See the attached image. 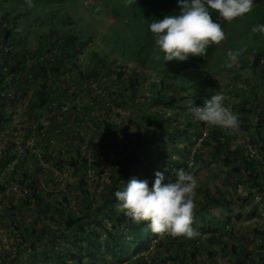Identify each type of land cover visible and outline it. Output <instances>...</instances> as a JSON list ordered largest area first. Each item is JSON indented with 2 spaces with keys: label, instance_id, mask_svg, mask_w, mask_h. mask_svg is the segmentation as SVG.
<instances>
[{
  "label": "trees",
  "instance_id": "trees-1",
  "mask_svg": "<svg viewBox=\"0 0 264 264\" xmlns=\"http://www.w3.org/2000/svg\"><path fill=\"white\" fill-rule=\"evenodd\" d=\"M254 4L249 14L232 22L212 12L225 39L209 46L205 57L166 63L162 56L156 59L158 49L149 25L178 14V0H131L128 4L125 0H0V42L19 43L24 34L38 40L35 53L31 49L6 53L7 73L4 59L0 60V90L10 86L6 78L12 72L18 73L19 84L35 88L32 97L29 89L21 92V100L30 98L29 116L50 100L71 102L60 122L48 131L38 130L34 150L26 147L20 155L18 129L1 100L0 134L9 133L0 140V224L10 225L21 241L16 253L0 246V264L21 262L27 250L32 259L39 255L41 264H154L152 254L161 249L166 255L159 261L162 264H200L196 259L202 246L200 235L154 234L117 208L114 193L132 178L148 180L151 187L157 171L164 172L167 183L176 179L178 169L193 172L200 164L214 162L228 169L226 179L214 186V192L199 183L193 227L199 234H211L212 247L224 242L216 227L222 210L232 213L233 207L243 209L252 202L251 194L244 197L232 187L250 186L264 194L260 182L264 181V35L251 31L256 24H264V0H254ZM104 10L105 27L98 29L99 22L93 19ZM229 50L239 53L232 67L226 66ZM12 54L17 58L12 59ZM30 54L36 61L26 68ZM224 70L230 77L224 103L238 114L236 129L198 122L190 111L214 95L212 73ZM93 81L101 94L90 87ZM141 89L147 94H141ZM121 106H131V113L136 114L133 132L123 122L117 125L109 119ZM114 126L120 131L116 136ZM31 137V129H25L23 146ZM251 146L258 154H252ZM116 147L122 148L125 158L114 163L111 156ZM109 162L112 173L102 186ZM66 164L79 180L68 190L61 173L55 172V168L63 172ZM74 190L82 207L76 213L70 211L67 197ZM33 208L38 214L27 221L25 212ZM257 214L254 208L251 217ZM41 215L53 224L42 223ZM243 216L237 214L236 221ZM226 222H231L230 217ZM255 230L263 239L262 249L253 252L232 245L235 264H253L256 257L264 264V225L259 222ZM223 246L225 251L227 242ZM208 257L202 264H215L216 250L209 251Z\"/></svg>",
  "mask_w": 264,
  "mask_h": 264
},
{
  "label": "clouds",
  "instance_id": "clouds-1",
  "mask_svg": "<svg viewBox=\"0 0 264 264\" xmlns=\"http://www.w3.org/2000/svg\"><path fill=\"white\" fill-rule=\"evenodd\" d=\"M130 2L131 0H125V4ZM178 6V14L155 19L149 25L158 49L156 59L159 60L162 56L166 63L187 62L193 57H205L209 46L220 44L225 39L222 25L216 22L212 12L218 13L220 19L232 22L249 14L255 4L254 0H178ZM251 31L264 35V24H256ZM3 43L10 45L12 52H20L18 43L12 42L11 45L3 41L0 45ZM35 49L32 48L31 52L35 53ZM12 55L17 58V55ZM227 55L226 66L232 67L238 60L239 53L229 50ZM29 56L36 61L35 56ZM10 86L22 92L19 81ZM21 102L22 100L14 104H19V107ZM224 102V95L217 93L204 100L202 105L191 108V115L194 120L209 126L236 129L239 126L238 114L225 106ZM252 149L258 154L255 147L251 146L250 150ZM165 180V174L161 171L155 173L151 187L148 180L130 179L122 190L114 193L118 201L117 208L133 223H143L154 234L173 238L198 236V230L193 227L196 208L194 197L199 186L197 177L190 171L178 169L174 181L168 180L165 183Z\"/></svg>",
  "mask_w": 264,
  "mask_h": 264
},
{
  "label": "rangeland",
  "instance_id": "rangeland-1",
  "mask_svg": "<svg viewBox=\"0 0 264 264\" xmlns=\"http://www.w3.org/2000/svg\"><path fill=\"white\" fill-rule=\"evenodd\" d=\"M106 11H101L98 13L97 19H93L96 21V23L99 22V27L103 28L105 27V21H106V15L107 12ZM105 18V19H104ZM102 19V20H101ZM104 19V21H103ZM213 75V83H214V95L217 93H222L224 95L227 94V90L230 87L229 81H230V77H229V73L224 70L222 72V74H218V73H212ZM153 80V79H151ZM148 83V81H145L144 86H146ZM141 94H147V91H144L143 89L140 90ZM228 97V94H227ZM233 100V99H232ZM132 107H124L121 106L120 108H116L115 111L111 114V116L109 117V119L111 121H113V123L117 124V125H121V123L123 122V126H125V128L128 129V131H134V125H133V121H132V117L136 114L131 113L132 112ZM175 120V119H173ZM172 123V122H171ZM170 123V124H171ZM173 123H175V121H173ZM119 128L117 126H114L112 129V134L114 136L119 134ZM205 136V135H204ZM203 136V137H204ZM53 139H55V137H53ZM56 140V139H55ZM240 140H242V138H240ZM202 138L197 140L196 145L194 146L197 147L199 145V143H201ZM240 143V141L238 142ZM237 145V144H236ZM98 152V149H97ZM176 157H178V155L175 154ZM64 157H67L66 155H64ZM93 157V156H92ZM91 157V159H92ZM125 156L123 154L122 148L121 147H116L114 149V153L111 156V160H113V162H117L119 159H124ZM66 159V158H65ZM223 171H222V170ZM227 168L223 167L222 164L220 163H212L209 164L207 166L205 165H198V167L196 169H194V171L192 173L195 174V176L198 179V182L200 183V185H205L211 188V191H215V185H221L224 180L226 179V172H227ZM55 172L56 174L61 173V177L63 179V187H67L69 185H76L78 183V178L76 175H74L72 168H70L69 164H66V166L63 169V172H60L59 169L55 168ZM112 173V163L109 162L106 164L105 167V175L101 180V184L103 186V183L108 182V175ZM263 182V188H264V181L263 179L260 181ZM250 186H237V187H232V191L239 193L241 195L245 196H249L250 194L252 195V202L247 205L245 208L241 209L239 207H233V212L231 213V210H226L223 209V216L218 220L217 222V231L218 233H222L223 234V239L224 242H227V246H226V250L223 251V240L221 241V243H216L214 245V247L210 246V243L208 241L209 237L211 236V234H199L200 235V242H201V248L199 251V254L197 256V260H199V263H205V261L207 262L209 260V251H212L213 249L216 250L217 252V260L215 261V264H235L234 263V258L232 255V251H231V246L235 245V246H241L246 250H251V251H256V250H261L262 246H263V239L261 238L260 234L258 232H256L255 228L258 226L259 222L261 225H264V194L261 192H258L257 190L254 189H250ZM68 190V187L66 188ZM102 190V188L99 189L98 193L96 194L98 199H100V191ZM59 191V190H58ZM17 193V195H19V191H15ZM67 197L70 200L71 203V212H75L82 209V207L80 205H78V194L77 192L74 190L70 193H67ZM33 201V200H31ZM15 204L17 203L14 202ZM256 208L258 214L254 217H251V213L253 212V209ZM240 212H242L244 214L243 219L241 221H236V215L239 214ZM76 213V212H75ZM38 214V210L33 208V209H28L25 212V215H28L27 217V221H31V216L32 215H37ZM42 216V223L44 224H48V225H52L53 223L49 220L48 216ZM227 217H230L231 222L227 223L226 219ZM215 222V223H216ZM3 223V224H2ZM0 224V246L3 244V249L4 250H9L12 253H16L17 249L16 247L18 246V243H20L21 238L19 237L18 233L14 232L12 230V228L9 226H5L7 225L6 222H2ZM227 223V224H226ZM258 223V224H257ZM201 223L200 221L197 222V226H199ZM56 226V225H55ZM262 235V234H261ZM155 243V241H154ZM212 247V248H211ZM261 248V249H260ZM27 249V248H26ZM151 251V250H150ZM228 254H225V252ZM253 251V252H254ZM30 252L27 250V253H24L22 255V261L21 262H17L15 264H41L39 255H37V259H32L30 257ZM152 256H154V264H162L160 261L161 258H164L166 255L164 254V250H154V253L152 254ZM254 261V260H253ZM259 262V257H256L255 262H253V264H258ZM167 264H180L179 262H174V261H169ZM252 264V263H251Z\"/></svg>",
  "mask_w": 264,
  "mask_h": 264
},
{
  "label": "built area",
  "instance_id": "built-area-1",
  "mask_svg": "<svg viewBox=\"0 0 264 264\" xmlns=\"http://www.w3.org/2000/svg\"><path fill=\"white\" fill-rule=\"evenodd\" d=\"M2 46V45H0ZM12 52L13 48L10 45H7L2 48V51H0V60H3V71L4 73H7L8 66H4L5 59L7 58L6 53ZM13 56V55H12ZM13 59V57H12ZM44 57L40 59V61H43ZM34 63V59L31 56L27 57V60L25 62L26 68H31ZM33 75H31L32 77ZM17 72H12L7 75L6 81H8L10 85H13L16 83L18 78ZM61 88L62 85H58ZM90 87L94 89L95 94H101L102 90L97 87V82H91ZM21 93L16 91L12 86H4L3 89L0 90V107L2 106V103H6V107L12 106V104L21 101ZM3 100V102H1ZM79 100V98H77ZM70 101H65L64 98L61 99H53L50 100L48 103L44 104L43 108L37 112L36 115L29 116L25 115L22 116L18 114L14 119V124L18 129L17 137H16V150L20 153V155L25 154L26 147L34 150L36 145V137H38V130L42 129V131H48L49 128L53 123H57L61 121V115L69 110L70 107ZM19 108V107H18ZM8 109V108H7ZM19 112L23 111L21 109H18ZM30 128L32 132V137L26 140V146H23L24 140H23V132L25 129ZM9 133V131L1 132L0 134V140L5 137V135ZM252 154H255V151L251 150Z\"/></svg>",
  "mask_w": 264,
  "mask_h": 264
},
{
  "label": "crops",
  "instance_id": "crops-1",
  "mask_svg": "<svg viewBox=\"0 0 264 264\" xmlns=\"http://www.w3.org/2000/svg\"><path fill=\"white\" fill-rule=\"evenodd\" d=\"M22 33H24V31ZM30 35L31 34H28V35L24 34L21 36L22 37L21 41H19V43H18L19 44L18 47L20 48V52L21 51L25 52V49L30 50V49L36 48L38 46V44H37L38 40H35L33 38L35 35H32L31 37H30ZM25 46H27V47L25 48ZM19 86H20V89L22 91H24V90L27 91V89H29V94H30L29 97H32L31 95H33V94L35 95V92H34L35 88H30V87L26 88L25 84L23 82L21 84H19ZM29 97H25L24 101L22 100V102H21L22 104L20 103L19 108L23 111V113L19 112V110L17 109L19 104L15 105V106L8 107L7 113L10 116H12L13 118L16 117V115H18V114H20L22 116L29 115V113H28L29 112V105H30V98ZM12 123L13 122L8 123L9 127L12 126ZM258 264H260V263H258Z\"/></svg>",
  "mask_w": 264,
  "mask_h": 264
}]
</instances>
